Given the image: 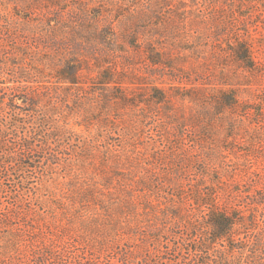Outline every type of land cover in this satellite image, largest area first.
<instances>
[{"label": "trees", "instance_id": "trees-1", "mask_svg": "<svg viewBox=\"0 0 264 264\" xmlns=\"http://www.w3.org/2000/svg\"><path fill=\"white\" fill-rule=\"evenodd\" d=\"M187 5V0H0V264H264V172L252 169L254 146L264 140V87L254 102H240L233 88L182 93L192 101L202 92L208 110L202 118L164 120L163 137L170 144L162 149L169 160L163 172L134 179L114 169L103 182L96 175L81 180L80 169L96 168L98 154L105 168L112 167L113 153L115 164L123 163L125 146L110 142L112 135L102 141L101 134L76 130L91 123L79 120L80 111L92 115L94 108L96 118L103 110L111 120L120 117L112 114V104L137 106L122 92L126 67L141 48L147 62L160 65L166 63L165 43L181 39L180 47L195 46L190 37L179 36L186 26L165 18L173 12L185 19ZM243 6L246 19L264 15V0H243ZM224 16L219 10L199 31L217 39L230 36L233 22ZM156 21L162 26H154ZM69 22L93 28L91 45L72 50L65 42ZM194 32V38L203 36ZM233 39L229 49L241 66L264 71L250 43ZM153 91L154 102H171L164 88ZM214 103L218 111L211 112ZM223 133L225 159L232 153L242 163L230 158L217 165L203 145ZM122 135L129 140L126 132L116 139ZM238 169L244 172L241 180L235 177ZM145 222L157 225L155 231L144 229Z\"/></svg>", "mask_w": 264, "mask_h": 264}, {"label": "rangeland", "instance_id": "rangeland-1", "mask_svg": "<svg viewBox=\"0 0 264 264\" xmlns=\"http://www.w3.org/2000/svg\"><path fill=\"white\" fill-rule=\"evenodd\" d=\"M187 4L185 19H177L176 14L173 12L171 14L167 13L165 18L168 22L174 21L182 24L181 27L186 26L185 30L180 31L179 36L186 35V37H190L189 43L195 46L192 48L180 47L181 44H184L181 39H178L174 45L169 42L165 43L163 62L166 63L160 65H153L147 62L144 48H141L139 52L133 53L132 63L126 67L127 77L126 82L123 84L122 92H125L131 98L133 97V100L137 101L138 105H128L118 109L116 104H112L110 107L112 114L120 113V117L115 119L111 116V120L106 117L103 110L99 113V117L96 118L97 110L94 108L92 109V115H86L85 109L80 111L81 117L79 120L81 122L86 120V122L90 121L91 123H89V126L84 124L75 125L76 130L84 131L85 134L89 132L101 134L99 137L102 141H104L105 136L109 135L111 138L110 135H112L115 139L111 138L110 142L121 143L125 146L123 150L125 157L120 161L123 163L116 165L115 163L117 162H115L113 153L110 155L109 162L112 167L105 168L100 163L101 154H98L94 159V163L97 165L96 168L91 166L80 167L83 175L81 180L84 178L90 179V177L96 175V178L103 182L105 174L113 175L114 169L124 171L125 176L127 174V177L130 176L134 179L142 177L148 179L151 172H163L167 168L169 160L162 157L164 154L162 149H168L170 144V142L166 143V139L163 137L166 131L163 125L164 120H167L170 117L169 115H176L180 119L190 116L202 118L203 114L208 110V105H203L201 102L199 95L202 92L200 91L198 95H194L195 97L192 101L182 99V93H192L190 89L217 92L220 88H233L237 90L240 102H254L257 100V95L264 87V71L255 72L243 68L229 49V45L232 36L235 43L238 40H247L251 45L255 59L259 63H264V23L261 21L264 20V15L259 16V18L255 16L251 19H246L247 17L241 15L245 7L243 6V0H225L224 3L223 0H187ZM223 9L225 11V19H228L230 24L233 22L232 28L234 32L230 36L226 33V35L217 39L216 36L211 35L210 31H199V29L204 30L206 26L213 23V17H216L219 10L223 11ZM152 19L157 20L154 16ZM67 24L69 26L66 28L67 33L65 36L69 42H65L70 44L73 51L80 50L87 43L91 45L92 40L88 39L91 34L89 30L93 29L91 26L88 27V30L84 26L71 25L70 22ZM154 26L159 27L162 24L157 22ZM226 28H228V25ZM230 29L231 27L227 30ZM194 30H198V33L203 36L194 38L196 37ZM218 42L222 44L219 47H215ZM159 49L161 50V47ZM103 64L106 65L107 63L104 62ZM154 86L164 88L171 102L156 103L151 100ZM87 107L89 105L85 108ZM209 107L211 112H214V110L218 111L216 103ZM75 120V118H71V124H74ZM124 132L128 133L129 140H126L123 135L121 141L116 139ZM223 136L224 133L216 134L214 137L204 141L205 144H203L207 150L213 152L215 163L218 165V163L223 161L224 165L225 160L229 161L230 158L233 159L231 161L233 163H242L243 158L236 160L237 158L232 153L228 154V158L225 159L224 153L227 150L224 147L226 141ZM172 138L174 139L172 144L176 143V137L173 136ZM239 141L240 144L237 145L243 146V139H239ZM164 143L165 146L163 147ZM254 147L252 159L255 163H253L252 169H259L264 172V140H259ZM69 151L73 153V150ZM222 151L223 158L220 155ZM62 156L67 158L70 154L64 153ZM237 166L242 167V164ZM102 170L105 171L102 172ZM59 171L63 174L66 169L63 168V165H60ZM223 174L225 173L223 172ZM243 175L244 172L238 169L235 177L241 180ZM229 176L225 174L223 179L226 180ZM119 177L114 176V178ZM161 223L159 222L158 225L160 226ZM105 226L101 224L100 229L102 230ZM153 227L149 226L147 222L143 223V228L147 231H155Z\"/></svg>", "mask_w": 264, "mask_h": 264}]
</instances>
